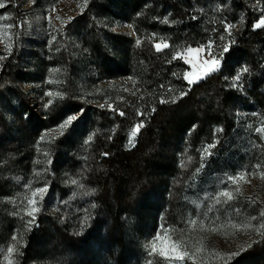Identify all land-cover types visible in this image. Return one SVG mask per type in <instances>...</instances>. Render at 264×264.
Listing matches in <instances>:
<instances>
[{"label":"trees","instance_id":"16d2710c","mask_svg":"<svg viewBox=\"0 0 264 264\" xmlns=\"http://www.w3.org/2000/svg\"><path fill=\"white\" fill-rule=\"evenodd\" d=\"M106 7L115 9L107 12L127 23L134 37L114 33L109 26L97 30ZM87 12L94 19L90 39L102 38L104 45H99L95 67L104 80H118L101 92L99 108L77 102L69 82L63 88L65 105L74 107V113L82 111L83 117L91 114L90 141L76 144L79 135L70 140L65 132L38 150L36 142L52 126L51 117H36L26 104L25 119L16 117L11 138L4 137L9 129L0 116V193L9 186L4 174L13 170H36L53 186L67 179L85 186L93 193L95 214L104 219L95 224L96 230L104 228L105 242L96 254L103 261L132 264L123 258V232L136 229L144 219L154 225L159 212L170 216L183 184L201 167V156L210 160L233 133L239 105L255 108L264 118V26L254 27L264 16V0H90ZM156 43L168 47L157 51ZM220 43L229 46L221 55V69L189 85L183 77L188 66L172 58L188 47ZM7 75L4 81H9ZM237 76L238 83L232 82ZM124 83L126 88H119ZM136 125L142 127L135 145L125 148L127 133ZM1 223L2 242L13 221L4 217ZM58 223V217L45 218L37 228L24 231L19 264H40L47 248L77 256L75 264H102L89 250L94 238H73ZM262 254L264 228L234 260L217 258L205 264L252 263L263 261Z\"/></svg>","mask_w":264,"mask_h":264},{"label":"rangeland","instance_id":"374dc122","mask_svg":"<svg viewBox=\"0 0 264 264\" xmlns=\"http://www.w3.org/2000/svg\"><path fill=\"white\" fill-rule=\"evenodd\" d=\"M89 2L0 0L4 5L0 7V76L5 75L0 79V116L9 129L4 137H14L16 117L22 115L25 119L27 104L36 117L52 118V126L36 142L38 150L65 132L70 140H76L79 135L76 144L86 145L90 141L91 114L83 117L82 111L74 113V107L65 105L63 88L69 82L77 102L99 108L104 102L101 92L107 86L112 88V83L118 80L106 81L97 71L99 61L95 57L99 45L103 49L104 45L102 38L92 41L88 35L90 23L94 21L92 14L86 13ZM109 10L115 12L114 8L106 7L105 15L95 24L97 30L109 26L114 33L134 37L131 27L115 19ZM261 19L264 16L256 23ZM159 44L163 50L165 43ZM210 45L192 47L205 51L191 55L187 49L181 51L178 58L184 63L192 59L197 66L205 59L220 60L223 44ZM186 65V72H192V65ZM220 69L221 60L212 73ZM6 75L9 81H4ZM200 76V79L193 77L194 83L206 77L203 73ZM232 82L238 83L237 79ZM126 85L119 88L125 89ZM69 116H77V120L61 128ZM136 126L128 131L125 148L135 145L137 135L132 137L131 132ZM222 143L210 160L207 155L201 156V167L183 184L170 216L159 212L154 225L144 219L136 229L129 227L123 232L127 244L123 258L132 264H205L217 258L230 262L245 250L248 242L260 236L264 228V118L255 108L239 105L233 133ZM76 151L81 153L78 147ZM41 155L44 156L43 151ZM4 175L9 186L0 193V217L12 219L13 225L6 239L0 241V264H19L18 248L23 245L24 231H32L50 217H58V224L67 228L73 238L88 241L94 238L89 250L96 261L102 260L96 250L105 247L104 228L96 230L95 224H101L104 219L95 214L93 193L88 188L73 184L70 179L53 186L36 170L31 174L13 170ZM38 188L46 191L33 196ZM225 192L231 194V199L223 195ZM29 200L35 203L29 204ZM33 207L39 211L30 216L28 213ZM1 220L0 229L3 228ZM173 246L178 252L187 253L183 260L174 258L170 251ZM9 248L13 251L9 252ZM162 248L168 251L167 256L160 254ZM53 252L47 248V257L40 264H75L73 259L77 256L63 254L61 249ZM260 258L263 261L239 264H264V254ZM101 263L117 264L110 258Z\"/></svg>","mask_w":264,"mask_h":264},{"label":"snow or ice","instance_id":"6c2138e0","mask_svg":"<svg viewBox=\"0 0 264 264\" xmlns=\"http://www.w3.org/2000/svg\"><path fill=\"white\" fill-rule=\"evenodd\" d=\"M0 7H4V5H3L2 3H0ZM261 26H264V19H261L258 23H256V24L254 25V27H256V28H260ZM230 27H231V25H228V26L224 29V31L227 32L228 29H229ZM223 39H224V37L221 36V40H223ZM137 43H139V41H137ZM210 46H211V45H209V47H210ZM163 47H164V48H167L168 45H167V44H164ZM155 48H156L157 51H160V50H161V44H159V43L155 44ZM203 51H205L204 48H192V47H188V48H187V53H188L189 55H191V54H193V53L203 52ZM228 51H229V46H228L227 44H225V45L223 46V53H227ZM223 53H222L221 55H223ZM178 57H179V54H177V56H174L172 59H177ZM185 63H186V64H190V65H192L193 71H192V72H185V73H184V79H185L186 81H188L189 84H192V83L195 82V80H193V77H196V79H200V78H202V77L200 76V73H203V74L206 76V75H208V74H210V73L216 71L217 68H218V66H219V64H220V60H219V59H215V58L210 59V60H209V59H205L201 64H199V66H197V64L193 63V60H192V59H186V60H185ZM236 79H239V77L237 76ZM162 102H163V101H162ZM120 115H124V113L121 112ZM75 120H77V116H69V117L64 121V123L60 125V127H61V128H65V127L71 125V124L73 123V121H75ZM141 127H142V125H137L136 127H134V128L132 129L131 136H132V137H135V136L137 135V133L140 131V128H141ZM257 131H259V130H257ZM131 142H132V141H131V139H130V140H129V143H131ZM230 179H235V178H234V177H230ZM72 183H76V182L73 181ZM45 191H46V189H44V188H38V189L36 190V192H33V196H35L37 193H43V192H45ZM223 195H224V196H228L229 199H231V194H230V193L225 192V193H223ZM28 203H29V204H34L35 201H33V200H29ZM37 211H39V209L36 208V207H33V208L31 209V211L28 213V215L31 216L34 212H37ZM262 215H264V213H262ZM33 219H34V217H33ZM156 239L159 240L160 237L157 236ZM8 251H9V252H12L13 249H12V248H9ZM152 251H153V252L156 251V245H155V244L152 245ZM170 251H171L172 255L174 256V258H175L176 260H183V259L185 258V256L187 255V253H180V252H178V251L176 250L175 246H173V247L171 248ZM160 254H161V255H164V256H167V255H168V251H166L165 249L162 248V249L160 250Z\"/></svg>","mask_w":264,"mask_h":264}]
</instances>
